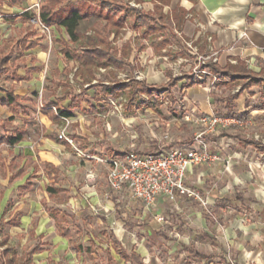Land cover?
<instances>
[{
	"label": "crops",
	"instance_id": "crops-1",
	"mask_svg": "<svg viewBox=\"0 0 264 264\" xmlns=\"http://www.w3.org/2000/svg\"><path fill=\"white\" fill-rule=\"evenodd\" d=\"M43 1L44 0L39 2V7L36 11L34 19L38 22L39 9ZM123 1H126L130 7L142 11H152L153 6L156 3V0H148V5H146V0ZM29 2V0H11L9 3L8 0H0V8L6 7L10 10V12L3 15V20L8 22L11 27L9 37L4 36V38L0 39V44H14V49L9 62L14 65H18L16 68L9 67L3 74H1V76L9 75L12 81L7 87L0 85V98H5V90L12 88L14 94L18 96L19 104L16 109H13L11 105L0 102V114L3 113L6 115V118L2 121L5 125L0 124V136L11 135L16 130L20 129H24L26 131L24 138L14 145H8L4 142L0 143V146L6 147V154L9 152L11 153V158L6 160L3 158L4 150H0V170L3 171L2 176L7 180L17 178V174L12 175L11 173H8V165H10L13 161L14 156L15 161L21 162L19 165L20 171L23 163L29 164L33 162L32 160H35L37 165L33 162L35 164V166H33V170L37 171L40 168L47 180L51 181V183L44 184L43 194L40 197H43V195L47 197L62 196L65 199L68 197L70 191L69 187L59 184L60 176L64 174V170L60 164V158L57 156L56 150H59V153L64 155L68 153L65 152V149H70L71 146L63 139L58 140L56 134L59 133L60 127L64 123L61 112L63 110L68 112L69 115L65 117L72 118V110L81 108L80 100L85 101L87 109L93 111L96 117L102 121V126L106 129V131L116 134L120 130L121 134L131 138L127 146L122 148L114 147L112 145H107L106 147H103L102 145L91 146L92 148L88 146L89 152L98 151V154L95 155V157L86 156V159L92 160L95 164H98L105 173V176L107 166L105 163L98 160L100 157H107L113 152L120 153L126 150L150 152L153 150H159L161 147H169L167 143H161V145L157 143L156 148L152 150L149 149V142L151 141V138H148L149 142H145L144 144H141L140 142L135 143L132 139L137 135V132L135 131V127L138 128L137 123H142V131L145 135V131L148 133L152 131V125L158 126L159 123L162 124V122H165V115L161 109L163 104H165V101L168 102L166 104L167 112L172 109L173 116L181 121V125L192 124L196 127L192 121H182L181 118L184 112L188 113L191 109L194 110L196 115L213 112L219 114L217 111H220V114L222 115L250 119L251 121L243 126H231L230 128L220 130L217 133L208 134L206 137L213 141V144L218 146L219 155L223 156L225 154H235V157L231 159L230 164H232L233 159L240 155L239 151H233V145L237 147L238 141H243L245 148L249 147L250 152H253L255 158L252 160L255 159L260 162L262 161L263 156H261V154H263L264 150H260L259 152L258 148L260 146L264 147V145L260 144V142L254 140L253 138H249L247 130L249 124L253 123L254 125V120H256L257 116H261L260 118H263L264 116V106H256V104L264 102V0H169L167 4L162 5V12L165 15V33H161L157 37H153L151 34L145 35L143 33L145 30L144 26H141L138 23L136 26L125 23L117 34L111 33L109 35V52L114 53L116 58L122 60V67H118L111 63L98 65L93 72V77L90 80H87L81 75H75V72L81 66L77 61L70 59L65 55L66 58L73 60L76 63V67L73 70L65 69L66 77H64L63 81L60 82V87L64 89V91H67L68 89L70 91V88H68L69 82H72L74 78L77 80L76 82L79 87L78 91L83 90L85 93H89L88 91L94 88L89 96L88 94H85L84 97L80 98L74 94H63L61 98H57L55 94L45 97L41 93L38 101H36L34 95L26 92H20L22 89L18 90L16 85L18 84L17 81L20 80L19 83L23 81L28 84L36 83L38 87L39 83L37 82V79L34 75L30 76V74H35L41 71L42 61L44 59V51H42L43 48L41 45L43 34L36 28V26H34V24H24L26 21L29 22L32 19L27 10L24 9L29 5ZM175 16L179 17L178 22L175 19ZM18 20H20L19 23H17ZM49 29L58 33V37L55 39H57L58 43L62 44V48L63 42L73 48H78L80 45V43H78V45L73 46L75 44L69 41V36L62 27L59 29L55 26H51ZM125 30H128V36L124 39L122 44L116 46L114 39L120 37L122 35V31ZM243 32L246 33V38L242 37ZM25 35L28 36V42L25 47H22L20 40ZM135 36L142 39L145 43L144 45L150 49L151 54L158 58L160 62V72L163 71V68L170 65V53L172 52L171 46L174 42L182 46L185 51L184 54L191 56L190 62L185 58L182 60L184 63L189 62L188 69L181 70L179 75H172L171 73H168V75L166 74L164 78L168 80L165 81L164 84L159 85L152 84L146 80L148 78L143 79L141 76H135V73H133L135 70L133 63L134 56L131 60L129 59L130 56L133 55L132 53L134 48L132 46V40L135 39ZM163 37H167L168 42L164 46L160 47L158 51L155 50L153 42L155 40H160ZM32 42L35 43L33 46L30 45ZM15 55L19 56V58L13 59ZM238 62H242L247 70L258 74V77L263 79V81H261L260 84L252 85L249 89H245L239 93V95L230 104L234 114L228 115L224 114V112L221 113V108L215 109L218 105L219 107L224 106V110H226V102H216L215 99L219 98L216 93H220L222 87L229 86V95L234 94L239 90L240 84H232V87L231 79L234 78V74L231 73L229 76H225L221 72L213 70L211 66L213 65L218 68H224L228 64L236 65ZM152 66L149 65L148 70L149 68H152ZM197 66L202 69H207L218 77L214 84V89L211 91H208L210 78H207L205 81H196L192 79L193 69ZM126 67H128L133 74H120V72H122ZM9 70H11L10 74H8ZM20 71L23 73L21 74ZM70 72H72V76L68 78ZM97 74H104L103 79L97 77ZM109 75H113V78H108ZM145 77L148 76L145 75ZM173 78L179 79L176 83L170 84L171 79ZM240 79H242V76ZM132 81L143 82L146 87L136 88L134 95H130V86H127L116 95L101 92L103 85H114L121 82L128 83ZM36 91L37 90L33 93ZM143 92H146L147 94H144ZM90 96L93 100L89 98ZM67 98H69V103L61 106V103L66 102ZM73 100L76 102L74 105ZM111 101L115 104H111ZM152 102L156 104L158 110L152 107ZM169 104L172 108H168ZM118 105L123 106L122 112L119 109L117 110ZM113 108L117 111H114ZM111 109L113 111V116H115L118 120H122L121 117L124 114L128 115L127 118L129 121L126 123L120 121L119 130L113 128L108 121V118L111 116ZM235 109L236 111H234ZM143 112L149 113L148 118L142 117L141 119L137 117V115L142 114ZM152 113L156 118L152 116ZM235 114H242L243 116L240 117ZM18 115H24L26 119H23L20 125H16L9 130L7 128V123L13 122L14 117L17 118ZM28 122L32 124L31 128H29ZM52 123H58V126L60 125L55 135L50 134V124ZM81 123L84 124L86 122H80L79 127H83ZM165 125L167 126L166 123ZM237 130H240V132H237ZM221 132H227L231 135H220ZM72 137L77 139L75 135ZM192 137L193 134L191 138ZM228 141H231L232 143L229 144ZM18 147H21V149H18ZM245 148L243 150H245ZM62 149L63 151H61ZM11 151L16 154H13ZM258 152L260 153L259 155ZM80 157L81 160H84L82 156ZM252 160L247 162L250 167L253 165ZM40 164H42V167ZM203 166H206L209 169H214L218 166L224 167L223 162L220 160L214 162L210 166L200 165V167ZM198 168L199 166L196 168H190L187 172L186 182L188 184L189 179L193 178L197 180L199 178L198 174H194L192 177L190 176V174L193 171L196 172ZM252 169L254 174H251L248 171L247 165L243 164L239 167L238 176L231 178L228 175V179H231L235 184H238L243 180L250 182L249 186H251L252 189L247 192L248 194L246 193L244 195H252L255 197L251 199L255 216L259 218L257 220H262L264 222V161H262L260 168L253 167ZM22 171L20 173H22ZM199 174L204 175L205 177L206 172L203 170ZM31 175L32 177L29 175V178L26 177L23 182L16 184L15 187L19 192H24L32 187V182L30 180L36 174L33 173ZM68 180L69 184H73L71 176H68ZM24 184H29V186L27 188H23ZM47 186H54L62 189L63 191L50 195L47 192ZM198 187L204 190L202 186ZM199 188H197V190H199ZM6 189L7 186L2 187L0 192L1 196L2 194H5L4 192ZM92 189L94 188L92 187ZM210 191V194L205 196L203 194L202 195L207 199L209 204H211V207L216 206V210L226 209L227 211H230V208H233L231 205H233L235 201L234 199H236L235 197L239 198V200L244 199V196L241 194L235 195L234 199H232L231 195L228 194V191L225 188L219 189L217 194L212 193V189H210ZM246 197L247 196H245V198ZM114 200L118 202L119 198L115 196ZM156 200L157 206H161L166 210L165 214H156L154 216L155 223L161 225L170 220L169 215L173 212L171 210V205L173 203L171 204L170 201L161 196ZM194 202L197 203L196 201ZM106 205L110 207L109 202H107ZM187 206H189L188 203L182 202L184 212L187 211V213L191 216L189 231H193L195 235L198 236L196 241V243L200 241V243H197L198 245H205L203 250H201L199 246L196 248L193 246L188 249L192 252V256L197 260V264H216L217 260L221 264H229L225 257L227 245L236 248L238 247L241 250L254 241L258 242V240H254L251 236L242 234L241 230L238 234L232 230V228L236 226V217L225 229V239H223L224 237L220 238V236L217 235L218 233L209 224V219L201 215L198 211H194V209H190L189 207L187 208ZM46 210L51 211L49 212L50 216L47 215ZM94 211L95 213L98 212L97 210ZM6 213L9 215L8 219L4 218ZM42 213L44 215H42ZM59 213H61L60 210ZM57 214V209L46 208L45 206L43 212L39 211L37 213H33L29 218V233L31 236L36 238L32 241L33 245L28 254H20L17 256L15 253L11 252L12 248L9 245L10 236L7 233H0V253L3 254L4 250L8 248L10 256L14 257L13 264H87L89 262L98 263V261L100 264H160L157 263L153 257L144 259L145 253L140 250L141 248H123L124 245L119 234L120 230H115L113 228L112 230L108 228L106 230L105 227L99 231V238L101 239L99 243H101V246H99L100 250L98 251L95 249L94 239L88 226L71 220V222H74L77 233L84 231L86 235L91 236L88 240L92 243L86 245L83 242L73 240V231L65 226L64 223H66L67 220L65 214L63 213V216L61 215L58 218L61 219L65 217L66 222H64L63 225L71 231V237L64 236L60 233L59 226L55 223V215ZM100 214L101 221H106L109 213L106 214L105 212H101ZM39 215L42 216L38 218ZM19 216L18 209L12 210V212H9L7 209L2 211L0 214V230L3 224H13ZM157 216H162L163 221H157ZM186 216L188 217V214ZM37 219L39 220L37 221ZM51 219L52 224L46 229V222H49ZM182 219H184L183 216ZM257 222L258 221L255 223ZM181 227L186 228L184 223H182ZM239 228L247 229L246 226L243 227L242 224H239ZM258 229L260 230V228ZM162 237L166 238L164 235ZM260 243H264L263 238ZM185 245L186 244H184V246ZM77 246H79V248H77ZM123 253L127 254L128 257H124ZM41 255L45 258L44 261H40L42 259ZM239 258L242 262L237 260L235 263L244 264L246 259L244 260L242 255H240ZM163 263L173 264L174 259L168 258ZM251 264H264V257L256 259Z\"/></svg>",
	"mask_w": 264,
	"mask_h": 264
},
{
	"label": "rangeland",
	"instance_id": "rangeland-1",
	"mask_svg": "<svg viewBox=\"0 0 264 264\" xmlns=\"http://www.w3.org/2000/svg\"><path fill=\"white\" fill-rule=\"evenodd\" d=\"M29 1V5L24 9H26L31 15L32 19L29 22L26 21L24 24H34V26H36V28L43 34L41 45L43 48L42 51H44V59L42 61L41 71L35 74H30V76L34 75L37 79V82L39 83L38 87L36 83L28 84L25 81L19 83L20 80H18V84H16L18 90L22 89L20 92H26L28 94L34 95L36 101L40 99L41 93L45 97L55 94L57 98H61L63 94H74L80 98L84 97L85 94H88L89 96L94 88L90 89L88 91L89 93H85L83 90L78 91L79 87L76 82L77 80L74 78L72 82H69L68 88H70V91L69 89L64 91V89L60 87V82L63 81L64 77H66L65 69H75L76 63L73 60L66 58L65 54L62 52V44L58 43L57 39H55L58 37V33L49 28L44 29L38 21L34 20L37 11L36 4L42 0ZM8 2L10 3L11 0H8ZM146 5H148V0H146ZM7 12H10L8 8H0V39L4 38V36L9 37L11 28L10 24L3 20V15L7 14ZM19 21L20 20H18L17 23H19ZM127 31L128 30L122 31V35L117 39H114L116 46L122 44L124 39H126L128 36ZM144 44L145 43L142 41V39L136 36L135 39L132 40V46L134 50L132 53L133 55L130 56L129 59L131 60L134 56L133 63L135 70L133 73H135V76H141L143 79L148 78L146 80L152 84L159 85L164 84L165 81L168 80L164 78L166 74L168 75V73H171L172 75H179L181 70L188 69V63L191 61V56L184 54L185 51L179 44L175 42L172 44L170 65L166 68H163L162 72H160V62L158 58L153 56L150 49ZM76 45H78V43L73 46ZM18 58L19 56L15 55L13 59ZM183 58L188 59L189 62L184 63L182 61L184 60ZM149 65L153 66L148 70ZM10 73L11 70L8 71V74ZM20 73L22 74L23 72L20 71ZM133 73L128 67L120 72V74L127 75ZM145 75L148 77H145ZM70 76H72V72L69 73L68 78H70ZM103 76L104 74H97V77H100L101 79H103ZM108 78H113V75H109ZM11 81L12 80L10 79L9 75H2L0 77V85L3 87L9 86ZM35 90L37 91L33 93ZM229 92V86H226L222 87L221 92L216 94L219 98H223L229 95ZM143 93L147 94L146 92ZM89 98L92 99L91 96ZM80 102L81 108L72 110L73 116L72 118H68V123L64 121L61 127L60 125L58 126V123L50 124V134L54 135L57 133V129H59V127L61 129L66 125L65 133L72 141V144L69 143L71 146L70 149H65V152L68 153L61 155L59 150H56V154L60 158V164L64 170V174L60 176L59 184L69 187L70 189L69 195L66 199L62 196L47 197L43 195V197H40L43 194L44 184L51 183V181L47 180L40 168L37 171L33 170V166H35V164L37 165L35 160H32L35 164L33 162L29 164L23 163L21 169V171H23L20 173L21 171L19 170V165L21 162L15 161L14 156L13 161L10 163V165H8V173H11L12 175L17 174V178L12 180H7L5 177H3V171L0 170V192L2 187L7 186V189L4 192L5 194H2V196L0 195V214L2 211H5V209H7L9 212L18 209V213L20 215L13 224L5 223L1 226L0 230V233L9 234V245L12 248L11 252L15 253L17 256L20 254H28L30 252L33 245L32 241L36 237L31 236L29 233V218L33 213H37L39 211L43 212V209L46 206V208L57 209L58 217L64 213L67 220V222L64 224L73 231L72 239L88 245L92 243L88 240V238L91 236L86 235L84 231L77 233L74 222L86 224V226H88L90 229L91 235L93 236L95 249L98 251L100 250L99 246H101V243H99L101 240L99 238V231L106 227V230L107 228L110 230H112V228L115 230H120L119 234L124 245V247H122L125 249H131L133 247L141 248L140 250L145 253L144 259L153 257L157 263L161 264L166 259L173 258V264H197V260L192 256V252L188 249L192 248L193 246L195 248L199 246L200 249L203 250L205 245H198L197 243H200V241L196 243L198 236L195 235L193 231H189L191 216L189 213H187V211L184 212L182 208V202H186L189 204L187 208L189 207L190 209H194V211H198L201 215L209 219V224L218 233L217 235L220 236V238L224 237L223 239H225L224 231L236 217V226L233 227L232 230L237 234L241 230L242 234H246L247 236H251V238L254 240H258V242L256 241L257 243L254 241L242 248V252L238 247L236 248L227 245L225 257L229 264H236L235 262L237 260L242 262V260L239 258L240 255H242L244 260L246 259L245 262L243 261L244 264H251L256 259L264 257V243H260L262 242V238L264 240V222L262 220H257L259 218L255 216L251 201V199L255 197L252 195H244L252 189L251 186H249L250 182L243 180L238 184H235L231 179V181L228 179V175L231 178L238 176L239 167L243 164H246L248 171L251 174H254V172H252V168L256 166L252 165L250 167L248 166L247 162L255 158V155H253L252 151L250 152L249 147L245 148L243 141H238L237 147L233 145V151H239L240 155L233 159L230 167L226 168L218 166L214 169L212 167H210L212 169H209L206 166H199L196 172L193 171L190 174L191 177L194 174H198L199 180L192 178L189 179L188 182L189 185L196 189L199 188L198 186H202L204 190L199 188L198 191L204 196L211 193L210 189H212V193L217 194L219 189L225 188L228 191V194L231 195L232 199H234L235 195L238 194L244 196V199L239 200V198L235 197L236 199H234L235 201L233 205H231L233 208H230V211H227L226 209L216 210V206L206 210L195 203L194 200H184L182 198H178L176 202H170L171 204L173 203L171 205V210L173 212L169 215L170 220L160 225L155 223L154 216L156 214H165L166 210L161 206H157V200H155L152 204H146L141 200H135L131 198L125 192L116 194L109 191L104 179L105 173L101 167L98 164H95L92 160L86 159V156L95 157V155L98 154V151L89 152L88 146L91 147L102 145L103 147H106L107 145H112L118 148L127 146L131 138L121 134L119 128L120 121L124 123L129 121L127 118L128 115L124 114L125 116L123 115L121 117L122 120H118L115 116H113L112 109L110 110L111 116L108 118V121L110 125L113 126V128L119 130L116 134H113L106 131V129L102 126V121L96 117L93 111L87 109L85 101L80 100ZM68 103L69 98L66 99V102L61 103V106H64ZM168 106V108H172L170 104ZM219 108H221V113H223L224 106L219 107L217 105L215 109ZM118 109L122 112L123 106L118 105L117 110ZM161 109L165 115V122H162V124L159 123L158 126L152 125V131L149 133L145 131V135L142 131V123H137L138 128L135 127L137 135L132 138L135 143L140 142L141 144H144L145 142H149L148 138H151V141L149 142V149L152 150L156 148L157 143L160 145L161 143H167L168 146L180 145L179 142L181 140L187 137L191 138L192 134L194 135L195 131L198 129V127H195L192 124L181 125V121L173 116L172 109L168 110L167 112L166 104H163ZM234 111H236V109ZM148 116V112H143L142 114L137 115V117L141 119L142 117L148 118ZM152 116L155 117L153 113ZM260 117L261 116L256 117V120H254V125L253 123L249 124L247 132L249 138H253L254 140L260 142V144L264 145V116L263 118ZM5 118L6 115L1 113L0 124L5 125L2 122ZM23 119H26L24 115H18L17 118L14 117L13 122L7 123V128L11 130V128L14 126L20 125ZM183 120L184 119H182V121ZM80 122L86 123H81L83 127H79ZM28 126L31 128L32 124L28 122ZM237 132H240V130H237ZM73 135H75L77 139H74L72 137ZM255 136H257L258 139H255ZM19 148L21 149V147H18V149ZM244 148L245 150H243ZM5 149V146H0V150H4L3 158L8 160V158H11V153L9 152L6 154ZM75 149L80 150L84 154L82 155L84 160H81V157L76 155ZM258 149L260 152V150H264V147L260 146ZM61 151H63V149ZM11 152L16 154L13 151ZM259 152L258 155L260 154ZM261 156H263L262 161H264V151ZM254 160L252 161L254 162ZM262 161H259V165L256 168L261 167ZM40 165L42 167V164ZM203 170L206 172V178L204 175L199 174ZM33 173L36 175H34L30 180L32 182V187L24 192H19L15 187L16 184L23 182V180H25L29 175L32 177L31 174ZM68 176H71L73 184H69ZM92 187L94 189H92ZM114 195L119 198L118 202L114 200ZM245 196L247 197L245 198ZM107 202H109L110 207L106 205ZM59 210L61 213H59ZM94 210H97L98 212L96 211L97 213H95ZM49 212L51 211L46 210L48 216H50ZM101 212H105L106 214L109 213L107 220L104 222H102L100 218ZM187 214L188 217L186 216ZM42 215L44 214L42 213ZM42 215H39L38 218H40ZM182 216L184 219H182ZM4 218L8 219L9 215L6 213ZM38 220L39 219H37V221ZM71 220H74V222H71ZM256 221L258 222L255 223ZM182 223L185 224L186 228L181 227ZM46 224L47 226H45V228L47 229V227L52 224V219L49 222H46ZM239 224H242L243 227L246 226L247 229H240ZM255 225L259 227H256ZM258 228H260V230ZM163 235L166 238H163ZM184 244L186 245L184 246ZM41 256L42 259L40 261H44L45 258L43 255ZM87 264L100 263L98 261V263L89 262ZM216 264L221 263L217 260Z\"/></svg>",
	"mask_w": 264,
	"mask_h": 264
},
{
	"label": "trees",
	"instance_id": "trees-1",
	"mask_svg": "<svg viewBox=\"0 0 264 264\" xmlns=\"http://www.w3.org/2000/svg\"><path fill=\"white\" fill-rule=\"evenodd\" d=\"M168 2L169 0H156L152 11H142L130 7L127 2L123 0H44L39 9L38 20L47 28L55 26L60 29V27H62L69 36L70 42L74 44L80 43L78 48H73L63 42L62 50L68 58L80 64L81 67L75 72V75H81L85 79L90 80L98 65L111 63L118 67H122V60L116 58L114 53L109 52L110 41L108 37L111 33L117 34L125 23H129L132 26H136L138 23L144 26L145 30L143 33L145 35L151 34L153 37H157L159 34L165 33V15L162 12V5ZM175 19L177 22L179 21L178 16H175ZM27 37L28 36L25 35L20 40L22 47H25L28 42ZM167 42L168 38L163 37L160 40H155L153 46L155 50L158 51V49ZM34 44L35 43L32 42L30 45L33 46ZM13 45V43L0 44V76L9 67H18V65L9 62L14 49ZM211 67L213 70H217L225 76H229V74L233 73L234 78L231 79V85L240 84V88L236 93L230 94L226 98L215 99L216 102H226V110L223 111L224 114H234L230 104L239 93L263 81V79L258 77V74L247 70L242 62H238L236 65L228 64L224 68H218L213 65ZM241 76L242 79H240ZM178 79L179 78L171 79L170 84L176 83ZM127 86L131 88L130 95L135 94L136 88L146 87L143 82H121L114 85H103L101 92L116 95ZM0 102L11 105L13 109L19 106L18 96L14 94L12 88L5 90V98H0ZM74 103H76L75 100H73V105ZM151 105L158 110L154 102H152ZM256 106H264V102L256 104ZM61 113V116L69 115V113L64 110ZM217 113L220 114V111H217ZM235 115L240 117L243 116L242 114ZM25 133L26 131L24 129H20L16 130L11 135L0 136V143L4 142L8 145H14L24 138ZM220 135L231 134L221 132ZM189 140L190 137H187L179 143H185ZM28 186L29 184H24L23 188H27ZM61 191L63 190L60 188L47 186V192L50 195ZM64 222H66L65 217L60 219L55 215V223L59 226L60 233L64 236L71 237V231L63 225ZM77 248H79V246H77ZM123 256L126 258L128 257L125 253H123ZM13 262L14 257L10 256L8 248L4 250L3 254L0 253V264H13Z\"/></svg>",
	"mask_w": 264,
	"mask_h": 264
},
{
	"label": "built area",
	"instance_id": "built-area-1",
	"mask_svg": "<svg viewBox=\"0 0 264 264\" xmlns=\"http://www.w3.org/2000/svg\"><path fill=\"white\" fill-rule=\"evenodd\" d=\"M36 5L38 9L39 3ZM40 25L48 29L43 24L40 23ZM242 37H247L245 32L242 33ZM192 76V79L196 81H205L210 78L208 91L214 89V84L218 79L215 74L199 66L193 69ZM167 103L165 101V104ZM111 104L115 103L111 101ZM181 118L192 121L198 127L188 142L161 147L159 150L150 152L131 150L113 152L107 157L98 158L107 166L105 179L108 190L116 194L125 192L131 198L141 200L146 204H152L161 196L170 202H176L178 198L194 200L203 209H210L211 204L207 199L186 182V174L190 168L200 165L210 166L218 160L223 162L224 167H230L231 159L235 157V154L219 155L218 146L213 144V141L209 140L206 135L217 133L231 126H243L251 120L216 113L196 115L193 109L188 113L184 112ZM62 119L68 123L67 117L63 116ZM65 126L60 129L57 138L72 144L71 139L65 133ZM255 139H258L257 136ZM228 143L232 142L228 141ZM75 152L78 156L84 155L78 149H75ZM253 165L257 167L259 162L254 160ZM156 220L163 221V217L157 216Z\"/></svg>",
	"mask_w": 264,
	"mask_h": 264
}]
</instances>
